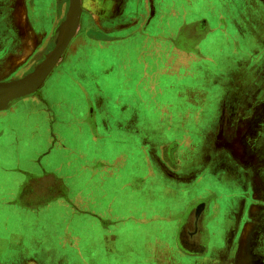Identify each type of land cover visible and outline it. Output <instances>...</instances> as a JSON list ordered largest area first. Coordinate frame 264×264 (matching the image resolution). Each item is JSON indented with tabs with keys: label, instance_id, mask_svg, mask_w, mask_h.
I'll return each instance as SVG.
<instances>
[{
	"label": "crops",
	"instance_id": "1",
	"mask_svg": "<svg viewBox=\"0 0 264 264\" xmlns=\"http://www.w3.org/2000/svg\"><path fill=\"white\" fill-rule=\"evenodd\" d=\"M230 1L189 0L183 18L180 0L80 2L40 86L0 95V264H233L252 184L213 156L239 148L157 162L167 139L210 137L182 134V122H221L228 140L263 121L264 1ZM68 3L0 8V82L36 74Z\"/></svg>",
	"mask_w": 264,
	"mask_h": 264
},
{
	"label": "rangeland",
	"instance_id": "2",
	"mask_svg": "<svg viewBox=\"0 0 264 264\" xmlns=\"http://www.w3.org/2000/svg\"><path fill=\"white\" fill-rule=\"evenodd\" d=\"M92 0H80L81 4H89ZM166 6L170 5L172 0H165ZM264 1V0H263ZM230 2H241V6H246L251 0H231ZM10 4H19L15 8H20L21 13L26 16L27 11L31 8L32 0H0V8H3ZM13 6V5H12ZM152 6V5H151ZM180 14L183 18L184 16H188L192 13L190 11L189 0H180ZM117 10L113 9L111 14H116ZM18 11V13H20ZM1 13V12H0ZM14 13V12H12ZM15 14V13H14ZM122 21L127 22L128 19H120ZM117 19L114 17L113 19H109V24L113 25V28L117 26ZM106 27L108 26L105 24ZM200 31V30H198ZM182 32L185 34H196V30L193 27H182ZM76 33V31H75ZM122 32H116L115 30H111L109 34L118 35ZM198 33H203L201 30ZM197 33V34H198ZM91 37V36H90ZM77 42V44L75 43ZM73 46H78V40H74L72 43ZM76 44V45H75ZM79 65V64H78ZM80 66L88 69V62H83ZM194 88H198L197 85ZM184 94L182 93V96ZM185 97H182L179 101L180 104L176 101L175 109H181L186 105ZM161 104V103H160ZM155 105L151 104L148 107V111L155 109ZM185 108H182V111ZM172 111V110H169ZM247 124H243L241 134L244 135V138L239 135V138H231L225 140L224 137L220 135L222 133V123H189L182 122L181 123V133H185L188 131H193L194 133L201 134L205 131H208L210 137L208 139H196V138H175V139H167L165 140V146L161 150L160 154L157 155V162L162 163H172L174 160L172 159V152H174L177 148H181L182 152L186 153L187 148L191 147H200V148H212L213 151L217 149L224 148L228 146L230 150L231 148H239V155H232L229 151L227 153H222V155H214L213 162H228L232 168H236L239 166L244 169L246 174V180L249 181L252 186L248 187L246 190V194L250 195L251 198H244V202L240 203V210L242 209L243 213H240L239 222L244 225L245 228L248 227L251 229L250 237L247 241L246 246L244 247L241 240V247L238 256L234 255L231 262L233 264H264V117L262 122H258L251 129L247 128ZM226 130L230 128H225ZM241 137V138H240ZM227 141V144H226ZM226 144V145H225ZM227 150V149H226ZM208 157V156H207ZM193 159L194 156H190L189 154H185L183 156L184 161L188 162L190 159ZM197 160L199 163L203 164L206 161L205 155H198ZM200 172V171H199ZM199 172H195L199 175ZM194 173V174H195ZM202 172H200L201 174ZM190 179H193L190 177ZM253 191V192H252ZM236 220V219H234ZM41 261L46 262L44 258H41Z\"/></svg>",
	"mask_w": 264,
	"mask_h": 264
},
{
	"label": "water",
	"instance_id": "3",
	"mask_svg": "<svg viewBox=\"0 0 264 264\" xmlns=\"http://www.w3.org/2000/svg\"><path fill=\"white\" fill-rule=\"evenodd\" d=\"M68 6L66 19L62 24L54 47L41 62L36 74L17 81L0 82V95L15 96L40 86L75 34L80 17V0H69Z\"/></svg>",
	"mask_w": 264,
	"mask_h": 264
},
{
	"label": "bare ground",
	"instance_id": "4",
	"mask_svg": "<svg viewBox=\"0 0 264 264\" xmlns=\"http://www.w3.org/2000/svg\"><path fill=\"white\" fill-rule=\"evenodd\" d=\"M18 6H19V4H18ZM241 152H242V148H241ZM241 152H239V153H241ZM243 232L244 233H243V236H242V244L245 247L246 244H247V241H248V239L250 237L251 229L248 228V227H246V228L244 227V231Z\"/></svg>",
	"mask_w": 264,
	"mask_h": 264
}]
</instances>
